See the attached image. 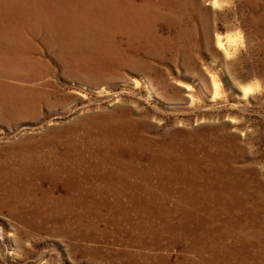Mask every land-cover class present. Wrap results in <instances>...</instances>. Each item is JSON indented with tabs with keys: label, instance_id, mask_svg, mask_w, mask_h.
I'll use <instances>...</instances> for the list:
<instances>
[{
	"label": "rangeland",
	"instance_id": "obj_1",
	"mask_svg": "<svg viewBox=\"0 0 264 264\" xmlns=\"http://www.w3.org/2000/svg\"><path fill=\"white\" fill-rule=\"evenodd\" d=\"M0 264H264V0H0Z\"/></svg>",
	"mask_w": 264,
	"mask_h": 264
},
{
	"label": "bare ground",
	"instance_id": "obj_2",
	"mask_svg": "<svg viewBox=\"0 0 264 264\" xmlns=\"http://www.w3.org/2000/svg\"><path fill=\"white\" fill-rule=\"evenodd\" d=\"M213 2V1H212ZM99 5V4H98ZM196 42V41H195ZM216 42L218 43V45L221 47V49H222V47H223V44L221 43V39L219 38V37H216ZM223 48H225V47H223ZM224 50V49H223ZM225 51V50H224ZM223 51V52H224ZM123 53V52H122ZM212 77V76H211ZM211 81H212V88H213V95L215 96V94H216V92H217V87H218V85H217V83H216V81H215V79L214 78H211ZM252 87H251V85H245V86H242L241 87V94L242 95H247V93H248V91L251 89ZM210 94V93H209ZM210 96V95H209ZM214 96H211V97H214Z\"/></svg>",
	"mask_w": 264,
	"mask_h": 264
}]
</instances>
